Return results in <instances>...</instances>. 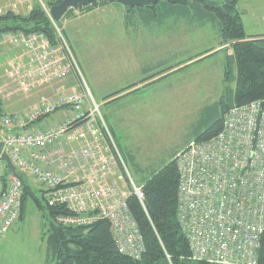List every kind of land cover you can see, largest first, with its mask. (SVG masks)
Listing matches in <instances>:
<instances>
[{
  "label": "built area",
  "instance_id": "1",
  "mask_svg": "<svg viewBox=\"0 0 264 264\" xmlns=\"http://www.w3.org/2000/svg\"><path fill=\"white\" fill-rule=\"evenodd\" d=\"M0 1L9 2L7 12L13 14L20 7L31 11L34 3L49 17L50 4L58 0ZM55 33L53 43L43 34L6 36L19 51L0 78V236L19 219L25 180L44 187L50 206L67 207L72 216L58 218L61 224L105 219L117 249L138 259L143 239L127 199L142 203L143 191L132 182L89 92L60 86L53 98L42 97L26 111H6L12 101L70 76L84 84L62 34L56 28ZM56 112H62L63 121L31 129ZM73 130L78 147L68 151L66 136ZM175 161L177 220L191 257L211 264H257L264 233V101L228 110L218 135L189 143Z\"/></svg>",
  "mask_w": 264,
  "mask_h": 264
},
{
  "label": "rangeland",
  "instance_id": "2",
  "mask_svg": "<svg viewBox=\"0 0 264 264\" xmlns=\"http://www.w3.org/2000/svg\"><path fill=\"white\" fill-rule=\"evenodd\" d=\"M206 1L221 4L225 0ZM9 4L0 1V15L7 13ZM28 8L20 7L19 14L26 15ZM237 9L243 14L247 36L264 35V0H239ZM142 21L135 13L130 29L125 30L122 6L108 2L89 12L73 10L70 17L53 25L62 34L86 87L76 78L73 85L89 92L106 127L107 116L116 125L117 139L113 135L111 139L118 151H121L118 140L122 147L134 151L135 160L125 159V165L136 187L210 128L220 114L219 104L227 94L226 87L232 90L235 87L233 83H225L224 65L229 48L220 45L216 27L199 25L193 19L186 23L173 17L154 20L147 26ZM9 35L14 34L0 38V76L10 58L9 54H1L14 49L6 42ZM129 39L141 40V46L132 47ZM146 57L149 59L144 64L151 68L158 66L164 71L179 65L180 68L164 77L133 106L126 100L110 106L102 103V96L121 90L138 77V62H134L144 61ZM30 106L24 104L22 110ZM213 113H217L216 117ZM43 121L44 124L31 129L54 126L63 121L62 112ZM76 133V130L70 131L66 137L74 138ZM26 183L41 200L38 191L45 190L44 187ZM48 225L46 210L29 207L23 220L18 219L9 232L0 236V264H46Z\"/></svg>",
  "mask_w": 264,
  "mask_h": 264
},
{
  "label": "trees",
  "instance_id": "3",
  "mask_svg": "<svg viewBox=\"0 0 264 264\" xmlns=\"http://www.w3.org/2000/svg\"><path fill=\"white\" fill-rule=\"evenodd\" d=\"M61 1L58 0L50 6ZM238 1L225 0L218 4L206 0H170L161 1L149 8H124L126 24L130 23L135 13L142 18V23L146 26L154 20L162 21L171 17L186 23L193 19L199 25L211 24L216 27L220 45H228L224 79L225 83H233L235 87L233 90L230 86L226 87L227 94L221 98L219 104V116L195 142H206L218 135L223 128L224 115L231 108L264 101V35H246L242 24L243 14L237 9ZM108 2L117 3L107 0L77 7L68 10L63 19L70 17L73 10L89 12ZM0 23H3L0 26V38L8 34L36 33L43 34L52 43L56 39L53 26L55 23L37 4H34L26 15L11 12L0 15ZM211 115L216 117L217 113ZM109 133L113 135L110 128ZM118 153L124 163L125 159L135 160V156L128 157L122 151ZM176 155L141 183L144 196L142 203L134 196L127 199L130 215L143 239L144 251L138 259L129 257L117 249L110 225L105 219H96L89 225L81 226L61 224L58 218L72 216L67 207L63 204L50 206L46 190L38 191L40 200L25 180L19 220H23L29 207L46 210L49 217L46 230V264H211L191 257L187 239L177 220L179 175ZM257 264H264V233L259 239Z\"/></svg>",
  "mask_w": 264,
  "mask_h": 264
},
{
  "label": "crops",
  "instance_id": "4",
  "mask_svg": "<svg viewBox=\"0 0 264 264\" xmlns=\"http://www.w3.org/2000/svg\"><path fill=\"white\" fill-rule=\"evenodd\" d=\"M122 8H123V12H124V7H122ZM124 29L125 30L130 29L129 24H126L125 21H124ZM129 40L131 41L130 45L132 47L141 46V40H134V39H129ZM136 41L138 44H136ZM135 49H137V48H135ZM141 50L143 51V49H141ZM18 51H19L18 48H14V49L9 48L5 52L3 51L1 56H3L4 54H9L10 58H12L14 55L17 54ZM139 51H140L139 49L136 50V54ZM131 52H132V50H131ZM147 59H149V58L148 57L144 58V61L142 59L135 61L134 64L136 62H138V68L140 71V73L138 75V70H137L138 77L131 80V82L129 84H127V86L122 88L121 90H119L115 93H112L108 96H102V103H105L106 106H110V105L116 104L118 101L126 100L125 102H128V105L132 104V106H133L135 103H137V102L139 103L140 99L145 97V94H148L150 89L159 85L164 77H166L171 72L175 71L177 67L180 68V65L174 66L173 68L170 67V68H168V70H165V71L158 68V66L151 68L149 65L144 64ZM192 60H193V58L189 59L188 61H192ZM187 63L188 62H185L184 64H187ZM184 64H182V65H184ZM154 70H155V72H153ZM83 73H84V71H83ZM3 76H4V73L0 76V78H2ZM152 77H154V78H152ZM150 78H152V79L150 80ZM74 82H75L74 79L69 77L66 81H63V83H61V85H59L60 83H52V84L47 85V86H42L39 88V90L35 91V93L30 94L28 96H25L21 99H16L15 101H12L11 103H9V106H7L6 111L9 113L23 112L24 110H22V109H24V104H26V107H27V103L29 105L30 104L33 105L37 101H39V99L42 97L53 98L54 97V90L60 86L65 87L66 92L74 91L75 87H76L75 85H73ZM107 121H108L107 124H108L109 128L113 132V136L115 137V139H117L118 134L116 132V125L110 122V119L108 116H107ZM41 124H44V121L40 122L38 124V126ZM38 126H36V127H38ZM45 128L46 127L44 126L41 128L39 127L37 129L38 130H44ZM66 138H67L66 142H65L66 150L69 151L71 149H75L78 147L77 141H75L74 138H71V137H69V138L66 137ZM98 140L103 141V139L101 137H98ZM117 143L119 145L118 147L120 148V150L125 155H127L128 157H129V155L134 156V151H132L128 148L122 147L120 140H118ZM123 163H124V160H123ZM124 165H125V163H124ZM125 167H126V165H125Z\"/></svg>",
  "mask_w": 264,
  "mask_h": 264
},
{
  "label": "water",
  "instance_id": "5",
  "mask_svg": "<svg viewBox=\"0 0 264 264\" xmlns=\"http://www.w3.org/2000/svg\"><path fill=\"white\" fill-rule=\"evenodd\" d=\"M107 0H62L60 3L50 6L49 9V17L52 22L57 23L59 22L66 12L71 9H75L77 7H86L92 5L97 2H105ZM125 9H134V8H141V7H152L155 6L157 3L161 1H170V0H114ZM2 159L4 160L7 169L11 172H14L15 169L12 166L9 158L7 155L3 154ZM83 217H87V215H83Z\"/></svg>",
  "mask_w": 264,
  "mask_h": 264
},
{
  "label": "bare ground",
  "instance_id": "6",
  "mask_svg": "<svg viewBox=\"0 0 264 264\" xmlns=\"http://www.w3.org/2000/svg\"><path fill=\"white\" fill-rule=\"evenodd\" d=\"M112 234V233H111ZM114 239V238H113ZM115 241V240H114ZM117 247V246H116Z\"/></svg>",
  "mask_w": 264,
  "mask_h": 264
}]
</instances>
